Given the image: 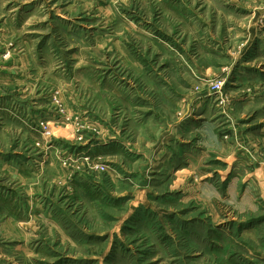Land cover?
<instances>
[{"label":"rangeland","instance_id":"1","mask_svg":"<svg viewBox=\"0 0 264 264\" xmlns=\"http://www.w3.org/2000/svg\"><path fill=\"white\" fill-rule=\"evenodd\" d=\"M0 264H264V0H0Z\"/></svg>","mask_w":264,"mask_h":264},{"label":"crops","instance_id":"2","mask_svg":"<svg viewBox=\"0 0 264 264\" xmlns=\"http://www.w3.org/2000/svg\"><path fill=\"white\" fill-rule=\"evenodd\" d=\"M189 110L191 111V109L188 108V111ZM187 115H188V112H187L186 116ZM173 126L174 125H172V127ZM177 135L179 136V130L177 131ZM173 137H174V135L171 138L172 139V142L174 141V138ZM205 143H206V145L204 147L206 148V151H208V152H212L211 149H214V150H217L218 149L219 150L221 148H224V146H222V142H220V140L218 139V136L216 134L215 128H211L209 131H207V138L205 140ZM206 146H208V147H206ZM153 148H154V145L152 147V150H153ZM176 170H179V169H176Z\"/></svg>","mask_w":264,"mask_h":264},{"label":"built area","instance_id":"3","mask_svg":"<svg viewBox=\"0 0 264 264\" xmlns=\"http://www.w3.org/2000/svg\"><path fill=\"white\" fill-rule=\"evenodd\" d=\"M223 87V83H217L215 84L212 89H214L215 93H221Z\"/></svg>","mask_w":264,"mask_h":264},{"label":"water","instance_id":"4","mask_svg":"<svg viewBox=\"0 0 264 264\" xmlns=\"http://www.w3.org/2000/svg\"><path fill=\"white\" fill-rule=\"evenodd\" d=\"M202 96H204V95H200V96H196V97H202ZM196 97H195V98H196Z\"/></svg>","mask_w":264,"mask_h":264}]
</instances>
